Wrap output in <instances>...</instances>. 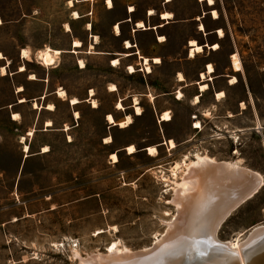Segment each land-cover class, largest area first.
Segmentation results:
<instances>
[{"label": "rangeland", "instance_id": "rangeland-1", "mask_svg": "<svg viewBox=\"0 0 264 264\" xmlns=\"http://www.w3.org/2000/svg\"><path fill=\"white\" fill-rule=\"evenodd\" d=\"M215 3L206 7L196 0H178L181 18L199 17L208 29L216 25L210 23V15L202 20V12H218V25L227 35L215 56L219 71L234 53L242 67L236 71L231 65L229 74L237 78V84L221 97L236 104V113L227 129L222 120H212L215 114L223 118V112L209 115L205 129L194 138L191 127H184L186 110L176 108L170 114L174 121L171 132L183 135L184 140H173L176 147L171 148L163 134L165 123L158 120L163 113L155 112L149 98L140 101L143 115L132 116L134 124L129 129L107 127L105 114L114 101L107 87L111 88L114 80H124L132 89L139 87L140 78L128 80L125 68L107 66L103 55L98 54L117 51L108 30L118 15L107 14L102 0L75 3V7L69 0H0V264H79L76 253L83 259L107 254V247L117 241L120 248L132 252L148 249L166 234V223L177 214L171 202L172 187L182 172L174 176L173 167L196 154L237 162L263 178L254 197L224 220L218 239L223 243L243 241L254 229L264 226V0ZM92 6V16L73 20L74 11L85 14ZM89 21L94 29L91 23L86 29L93 30L91 37L100 38L103 47L89 46L91 38L85 30ZM188 31L186 26L181 33ZM75 40L83 43L77 52H73ZM24 49L29 52L28 59L21 58ZM46 49L62 52L55 64L43 65L39 53ZM79 60L87 69H79ZM22 64L28 71L17 75ZM3 67H7L5 76ZM29 74L37 80L48 77L51 89H65L82 99L92 90L95 97L91 96L90 103L96 99L100 110L93 111L84 103L77 133L67 139L68 133L60 129L70 123L72 113L67 104L60 103L54 126L49 132L39 126L40 140L30 153L43 146L48 152L24 162L8 106L16 101L20 86L37 92L36 86L25 81ZM139 76L143 78L142 73ZM194 117L193 122L203 118L201 114ZM130 145L135 146L136 154H128ZM152 146L158 149L153 158L145 151ZM112 154H117L118 162L114 163Z\"/></svg>", "mask_w": 264, "mask_h": 264}, {"label": "crops", "instance_id": "crops-1", "mask_svg": "<svg viewBox=\"0 0 264 264\" xmlns=\"http://www.w3.org/2000/svg\"><path fill=\"white\" fill-rule=\"evenodd\" d=\"M77 1L78 0H75L76 4L80 2H97L99 0ZM102 1L103 8L107 14L118 15V18L108 30L113 36L114 41H116L117 51H101L98 54L103 55L107 66L118 70L125 68L123 71H125V73L127 72L126 75L128 80L140 78L139 87H134L132 89L128 87V84L124 80H114L115 82L111 83V86L114 85L117 88L116 91H111V88L107 87L106 92L109 95L114 96V101H112L108 113L105 114V121L108 114H112L117 123L124 121L129 115L131 117L135 116V99L139 100L140 105V101L149 98V103L152 104L157 114L159 112H169V114H173L178 107L181 108L182 111L186 110L187 121L184 127H191L195 132L194 138L205 129V124L209 119H207V117L209 115H214L217 111L223 112L225 114L224 117L221 118L218 114H215V117L212 118V120L214 119L216 123L222 120L224 129L231 126V119L234 117L233 114L236 113V104L223 100L226 96L217 99V94L224 92L226 95L229 88H233L234 86L229 83L231 77L234 76L230 75L229 72L232 70V57H234L235 53L232 54L229 59H225L223 70L219 71L218 62L216 61L215 56L219 53L221 48L217 51L209 49L210 45L219 44L221 46L227 37L226 34L223 38L219 37V30H222L218 25L219 19L215 20L210 12L203 11L201 15L202 20L210 15V23L216 25L208 29L205 24L206 31L204 32L200 31L199 24H194L195 21L200 23L198 20L199 17L195 20L183 19L180 17L178 0H112V8H108L106 5L107 0ZM196 2L206 7H213L209 6L206 1L196 0ZM73 7H75V4ZM93 8L94 6H92L91 10L85 14H80L81 17L92 16ZM151 11H153L154 14H151ZM163 14H169L172 16L169 19H163ZM140 22L145 24L146 29L138 28ZM89 23L91 22L89 21L85 24V30L88 32V38H91L89 44V46H91L95 43V40L91 37L93 30L90 29L91 31H88L86 29V25ZM91 24L93 26V23ZM116 25L120 27V34H117L115 31L114 27H116ZM186 26L190 27V31L183 35L181 30ZM193 40L197 42V45L203 46L205 51L202 54L196 55L195 58H190V51L192 48L190 43ZM128 41L134 47L127 48L125 43ZM101 44L102 42L94 44L95 48ZM207 44H209V47ZM103 45L104 44H102V47ZM22 53L21 58L23 59ZM142 57L149 58L150 60L159 58L161 59V63L155 64L153 61L150 62L152 72L148 73L145 69L146 65L144 64ZM113 59H118L120 61L118 67L111 66ZM23 64L26 65L25 63ZM23 64L22 66H24ZM209 65H212L215 68L214 73H209ZM130 66L135 67L137 72L134 74L129 72ZM19 67H21V65ZM79 69L82 71L87 69V66L85 68L79 67ZM26 71H28V69ZM24 73L25 71L20 72L19 68L16 72L17 75L21 76ZM140 73L143 74V78L139 76ZM202 74H205L206 78H201ZM180 75H183V81L180 80ZM29 76L31 75H27L25 81L31 86H36L38 89L37 92L33 94L32 91L25 87L26 85H23L24 87L20 86L24 89L20 91V87L17 88V99L14 103L8 106V109H10V124L18 132V140L21 145L24 162L27 160L29 161L33 157L46 154L42 152V148L45 146L41 147L40 151H37L34 154H31L30 152L32 147L37 145L40 140V136L38 135L39 126H42L43 132H49V128L54 126L56 120L55 114L60 103L67 104L72 113L70 123H65L60 129L61 131L68 133L67 139L69 136H75L77 133V129L80 126L79 120L81 119L82 105L84 103H89L93 111L100 110L99 104L97 108H93V104L90 103L92 90L87 93V97L84 99L77 97V95L71 96L68 93V99H64L59 96V90L56 91V89H51L48 77H43L37 80V77L36 79H31ZM202 83H207L209 86V89L205 92L201 91L200 85ZM180 93L183 95V98L181 99L179 98ZM198 96L200 102L196 103L195 98ZM74 97L78 98L80 102L76 105H71L70 100ZM152 98H154V100ZM120 102L124 107L123 110L117 108V105ZM49 105H53L54 109H48ZM76 112L80 114L79 118H76V116L74 117ZM16 114L19 115V118L15 120L14 115ZM198 114L203 116L202 120L197 117ZM194 116L197 117L196 121L201 123V128H194L193 125L195 122L192 121ZM48 121L52 122L51 127L47 126ZM107 122L108 121H106V123ZM159 122L165 123V130H163L164 138H167L168 140L172 139L175 142H181L184 140L183 135L178 137L171 132V127L174 122L173 118L169 122H161L160 120ZM133 124L131 126H133ZM66 127L69 128L67 131L65 130ZM107 127L108 129L118 128L120 130H125L119 128V126H111L108 123ZM130 127L126 129H129ZM30 132H33V134L29 135L28 133ZM25 145L30 147L29 153L24 152L25 150L23 146ZM121 151L123 150H120V152ZM153 157L154 156H151V158Z\"/></svg>", "mask_w": 264, "mask_h": 264}, {"label": "bare ground", "instance_id": "bare-ground-1", "mask_svg": "<svg viewBox=\"0 0 264 264\" xmlns=\"http://www.w3.org/2000/svg\"><path fill=\"white\" fill-rule=\"evenodd\" d=\"M200 1L208 3V0ZM69 4L73 7L75 0H69ZM215 4L214 0L209 6H214ZM106 5L108 8H112V0H107ZM151 14H154V12L151 11ZM212 15L214 19L219 18L217 11H213ZM171 16L163 14V19H169ZM81 18V15L77 11L73 12V20ZM1 24L2 22L0 21ZM88 27V29H91V25ZM65 28L67 32L71 31L69 24H66ZM114 28L116 33L120 34V27L116 25ZM138 28L146 29L145 24L142 22L138 24ZM199 29L200 31H205L203 23H200ZM219 37H224L223 30H219ZM94 39L95 43L98 44L99 38L94 36ZM72 44L74 48L73 52H77L78 49L83 47V43L79 40L73 41ZM94 44L91 48H94ZM125 44L127 48L134 47L129 41ZM190 46L192 47L190 58H195L196 55L204 52V47L197 45V42L194 40L191 41ZM210 48L216 51L220 47L219 44H214ZM61 53L59 50L46 49L39 53V57L43 65L50 66L55 64L57 56ZM22 54L23 58L28 59L30 57L27 50H23ZM234 57L233 67L236 71H241L242 67L237 55H234ZM142 59L148 73L152 72L150 62L153 61L155 64L161 63V59L159 58L150 60L149 58L142 57ZM119 64L120 61L118 59L112 60L111 65L113 67H118ZM79 65L81 68H85L83 60H79ZM209 66L212 69L209 73H214L213 66ZM26 70V66L20 67V72ZM129 72L134 74L137 71L135 67L130 66ZM6 74L7 67H3L2 75ZM30 77L31 79H36V76L33 74ZM201 78H206V75L202 74ZM180 80L183 81L184 77L181 76ZM229 83L231 85L237 84V78H231ZM200 87L202 92L209 89L207 83H202ZM19 90L22 91V87ZM110 90L116 91L117 88L113 85ZM58 93L61 98L65 99L67 97V92L64 89H60ZM91 96H94L93 91H91ZM223 96L224 92L218 93L217 99ZM179 98H183L181 93L179 94ZM73 101L76 102L73 103ZM79 102L77 98L70 100L71 105H76ZM195 102H200L199 96L195 98ZM92 104L93 108L98 107L95 100L92 101ZM117 108H124L121 102L118 103ZM48 109L52 110L54 106L49 105ZM135 111L137 116L143 115V110L139 105L138 99H135ZM165 114H167L168 119L164 118ZM75 116L79 118L80 114L76 112ZM108 117H112V119L109 120ZM18 118V114L14 115L15 120ZM106 120L111 126L116 125L120 128H127L133 124V119L130 115L120 123L116 122L112 114H108ZM159 120L161 122H169L172 120V117L166 112L160 116ZM196 125H199V127H196ZM47 126L51 127L52 122L48 121ZM193 126L201 128V123L195 122ZM68 129L66 127V130ZM28 134L32 135L33 132ZM106 140L112 142L111 137ZM166 143L171 148L176 147L173 140ZM23 147L24 152L29 153L30 147L28 145ZM129 147H133L135 151L129 153L127 151ZM44 149H47V151H44ZM44 149L43 152H48V147ZM152 149H155V151H151ZM126 151L129 155H132L137 150L135 146L130 145L126 148ZM146 151L150 156H155L158 149L152 146L146 148ZM113 156L116 157L115 160ZM112 159L114 163L118 162L117 154H112ZM179 171L182 172V176L172 187L174 194L171 200L172 204L177 208V214L176 217L174 216L173 219L166 223V234L158 237L156 242L148 249L137 252L120 248L117 241L107 247V254L98 253L87 259H83L76 253V256L79 258V264H264V226L254 229L248 238L243 241L238 240L223 243L217 237L220 226L230 213L242 203L254 197L259 191L263 184L262 176L256 172L242 168L237 162L218 161L215 158L200 154H196L193 159L186 157L182 163H177L172 169L174 176L177 177Z\"/></svg>", "mask_w": 264, "mask_h": 264}, {"label": "snow or ice", "instance_id": "snow-or-ice-1", "mask_svg": "<svg viewBox=\"0 0 264 264\" xmlns=\"http://www.w3.org/2000/svg\"><path fill=\"white\" fill-rule=\"evenodd\" d=\"M213 2H214V0H208V3H209V4H212ZM213 15H215V13H213ZM25 55H27V53H25ZM234 59H235V57H234ZM211 70H212V69H211V66H209V71H211ZM130 71H131V69H130ZM75 102H76V101H73V103H75ZM137 111H139V110H137ZM164 118H165V119H168L167 114H165ZM108 119L111 120L112 117H108ZM121 126H123V125H121ZM196 127H199V125H196ZM44 151H47V149H44ZM127 151H128L129 153H132V152L135 151V149H134L133 147H129V148L127 149ZM151 151L154 152L155 149H152ZM113 159L115 160L116 157L113 156ZM110 251H111V249H110ZM202 254H203V253H202Z\"/></svg>", "mask_w": 264, "mask_h": 264}, {"label": "built area", "instance_id": "built-area-1", "mask_svg": "<svg viewBox=\"0 0 264 264\" xmlns=\"http://www.w3.org/2000/svg\"><path fill=\"white\" fill-rule=\"evenodd\" d=\"M232 62H233V57H232ZM194 119H196V117H194Z\"/></svg>", "mask_w": 264, "mask_h": 264}]
</instances>
